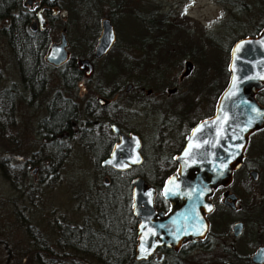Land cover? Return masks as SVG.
<instances>
[{"label":"flooded vegetation","instance_id":"1","mask_svg":"<svg viewBox=\"0 0 264 264\" xmlns=\"http://www.w3.org/2000/svg\"><path fill=\"white\" fill-rule=\"evenodd\" d=\"M30 1L28 3V0H21V5L23 11L31 13L28 24L31 32H48L49 34L50 25L55 17L64 20L68 17V9L60 6L56 0ZM174 6L173 4L167 10H161L157 6L152 8L151 5V9H147V14H142L140 11L136 13L137 21L145 29L137 38L139 44L137 51L141 53L136 65L137 72L141 73L138 75V81L98 80L99 78L96 77V61L105 58L117 39L108 53L101 57L94 55V47L93 57L89 58L94 69L89 77H85L77 63V73L73 74L68 73L66 62L59 66L47 63L44 56L51 44L48 42L43 55L45 64L37 67L33 75H29V79L22 80L18 69L22 90H18L16 95L7 88L0 95V115L7 111L6 115L11 119L17 97L26 99L29 104H34L36 107L37 101L46 99L48 83L46 68L51 67L57 71L56 75L59 78L57 86L51 90L49 99H46V112L39 121V130L31 135L35 136L31 139L38 143V149L32 151L31 157L18 168L19 172L16 171L9 176V180L17 187V184L22 182L20 179L26 178L28 171H31L34 180L38 179V172L44 168L47 169L45 175L58 172L73 143H80L86 147L85 142H87L95 164L104 173L103 182L108 184L111 180H115L116 183L129 184L130 195L126 205L132 217L130 228L134 230V257L135 246L139 242L138 225L141 221L132 212L131 181L140 176L147 185L155 188L152 198L154 224L147 230V233L151 235L173 209L174 204L161 194V190L168 176L178 168L174 156L182 151L186 136L191 129L200 120L214 113L218 99L213 101V96L206 97L207 88L198 89V85H201L198 81V85H195L199 90L197 99L187 100L188 93L180 83L191 74L195 62L193 63L191 56L185 52L188 47L186 48L187 44L183 40L190 32L184 20L186 16L176 15L182 11L174 9ZM62 9L67 11L65 18L60 15ZM38 12H41L48 22L45 30L39 28ZM34 21L36 23L32 26ZM8 22L9 19L4 20V24ZM66 23L67 20L64 21L60 32L63 27H66L69 61L72 52L67 32L69 28ZM251 23L252 31L248 35L255 36L264 28V17L258 19L256 23L252 18ZM178 48L182 50L181 53H178ZM189 50L198 61H203L202 47L194 46ZM180 57L185 59L183 73L178 76V79L165 82L163 68L170 70L178 66ZM104 70L102 68L103 72L100 71L101 76ZM186 70L187 73H185ZM78 74L80 78L71 79V76L76 77ZM262 91L264 87L258 91L256 98L264 105V101L260 99ZM78 98L84 99L82 105L77 101ZM63 117L67 119L65 122L59 120ZM9 123L11 124L12 121L10 120ZM113 125L120 133L127 136L136 134L139 137V151L142 156L139 164L131 165L124 170L101 164L110 156L114 145L120 141V134L113 130ZM262 130L264 126L249 134L244 150L245 155L241 165L233 170L232 181L226 186L218 184L209 195L212 209L205 214L208 229L204 237L183 240L178 246L163 243L156 246L147 258L139 260L134 258L136 264H264V186L257 192H253L246 186L249 179L254 184L262 181L264 155L252 158L248 152L253 137ZM144 132H147L150 138L146 150L143 142ZM166 151V154H160ZM147 156H152V159L147 165L148 168L144 170ZM8 165V168L12 170L17 169L16 165L10 162ZM44 178L43 175L40 180ZM61 232L62 228L60 234ZM156 239L158 236L155 237Z\"/></svg>","mask_w":264,"mask_h":264},{"label":"rangeland","instance_id":"2","mask_svg":"<svg viewBox=\"0 0 264 264\" xmlns=\"http://www.w3.org/2000/svg\"><path fill=\"white\" fill-rule=\"evenodd\" d=\"M56 1L64 5L68 0ZM85 1L92 3L93 17L90 27L96 33L95 40L91 45L84 43L85 49L79 46L82 33L77 21V10L72 4L65 19L67 22L70 21L67 32L71 52L73 50L87 52L94 49L102 17L107 16L111 19L117 36L112 50L105 58L96 61L98 80L113 79L115 77L113 69L122 60L135 68L130 81L139 80L138 75L141 73L137 72L136 65L141 53L137 51L139 45L137 38L145 29L137 21V11L147 14V9H151V5L152 8L157 6L161 10H167L174 4V9L178 11L181 9L182 13L178 12L176 15L186 16L184 20L190 30L183 40L187 44L186 48L188 47L185 52L191 56L192 62H195L191 74L180 83L188 93L187 100H196L198 89L207 88L211 82L212 88L213 83L215 89L221 87L216 65L221 51L212 44V41L228 44L231 38L235 39L252 31V18L256 23L258 19L264 17V0ZM65 20L60 17L53 19L49 29L50 43L59 41L60 29ZM194 46L202 47L203 61L200 62L193 57L189 49ZM181 51L178 48V53ZM184 61L185 59H179L178 66L170 70L163 68L165 82L178 79L183 73ZM106 63H108L107 71L101 76L102 68L105 69ZM46 74L48 76L46 99H49L51 90L56 88L59 78L56 75L57 71L51 67L46 68ZM19 81L18 68L10 47L0 35V95L7 88L13 91L12 93L15 92L14 94L18 90L21 91ZM198 81L201 85H198ZM195 85H198V89ZM46 99L37 101L36 107L34 104H29L26 99L17 97L11 119L5 113L0 115V264H48V255L44 254L41 248L62 254L64 251L58 247L61 228L66 225L80 226L86 219H93L95 213L93 197L96 194L97 183H103L104 173L95 164L92 153L80 143H73L58 172L45 175L47 169L44 168L38 172V179L34 180L33 174L28 171L26 178L20 179L22 182L17 184V187L9 180V176L16 171L19 172L18 168L31 157L32 151L38 149V143L31 139L35 136L31 135L39 130V121L46 112ZM77 101L82 105L84 99L78 98ZM10 120L11 125L8 123ZM137 126L142 127L138 124ZM143 142L146 150L150 142L147 132L143 133ZM248 152L252 158L264 155V130L253 137ZM13 153L14 157H12ZM166 153L167 151L160 152L161 155ZM151 159L152 156H147L144 170L148 168ZM8 161L16 165L17 169L8 168ZM43 175L45 178L40 180ZM246 186L257 192L264 186V171L260 183L254 184L249 179ZM75 256L81 257L77 254Z\"/></svg>","mask_w":264,"mask_h":264},{"label":"water","instance_id":"3","mask_svg":"<svg viewBox=\"0 0 264 264\" xmlns=\"http://www.w3.org/2000/svg\"><path fill=\"white\" fill-rule=\"evenodd\" d=\"M60 15L65 18L66 9H62ZM37 20L40 30L47 29L48 22L41 12ZM99 26L96 57L107 54L116 40L109 17H102ZM65 32L66 27H63L59 41L49 45L44 56L47 63L59 66L68 61L70 53ZM76 63L85 77L92 74L94 68L89 58L79 57ZM228 71V83L217 99L214 113L191 129L182 151L174 156L178 168L168 176L161 190V194L174 204L173 209L151 235L147 230L154 224L152 198L155 188L140 176L131 181L132 212L141 221L139 242L135 246L136 260L147 258L163 243L178 246L183 240L204 237L208 229L205 214L212 209L209 195L218 184L226 186L232 181V172L241 165L245 155L249 134L264 126V105L256 98L264 87V28L257 35L242 36L232 44ZM112 128L120 134V141L101 164L117 170L139 164L142 161L139 137L120 133L115 125Z\"/></svg>","mask_w":264,"mask_h":264},{"label":"trees","instance_id":"4","mask_svg":"<svg viewBox=\"0 0 264 264\" xmlns=\"http://www.w3.org/2000/svg\"><path fill=\"white\" fill-rule=\"evenodd\" d=\"M21 4V0H0V35L10 47L21 79L27 80L29 75H33L37 67L45 64L43 55L49 42V34L48 32L34 33L29 31L28 24L31 13L23 11ZM58 4L69 10L72 4L75 6L76 14L78 13L77 21L82 33L79 46L85 49L84 43L91 45L96 35L90 27L93 17L92 3H87L85 0H68L64 5L59 1ZM5 19H9L6 24H4ZM66 25L69 28L70 21ZM245 35L248 34H242V36ZM238 38H231L232 40L230 39L228 44H218L212 41V44L221 51L219 60H217V77H220L221 87L215 89L213 83L212 88L211 82L205 90L206 97L213 96V101L219 97L228 83L229 51ZM78 55L86 58L93 57L91 50L87 52L73 50L72 57L66 62L69 74L77 73L75 58ZM107 68L108 63L105 65L104 73ZM134 70V66L129 63L125 64L122 60L114 67L115 77L111 80L130 81L133 78ZM78 78H80V74L76 77L71 76V79ZM260 99L264 101V91L260 93ZM4 110L6 111V108ZM59 120L65 122L67 119L63 117ZM85 144L89 150V144L87 142ZM96 187V194L93 197L95 207L93 219H86L79 227L63 226L59 235L58 247L64 252L56 254L47 249H42L44 254L48 255V264H136L134 259V230L130 228L132 217L126 205L130 195L129 184L116 183L115 180H111L108 184L97 183ZM75 254L81 257H76Z\"/></svg>","mask_w":264,"mask_h":264}]
</instances>
